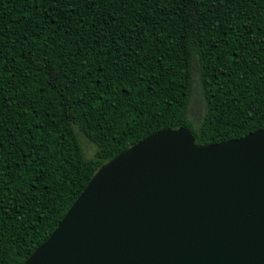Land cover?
Wrapping results in <instances>:
<instances>
[{
  "label": "trees",
  "instance_id": "1",
  "mask_svg": "<svg viewBox=\"0 0 264 264\" xmlns=\"http://www.w3.org/2000/svg\"><path fill=\"white\" fill-rule=\"evenodd\" d=\"M178 127L201 146L264 127V0H0V264Z\"/></svg>",
  "mask_w": 264,
  "mask_h": 264
},
{
  "label": "water",
  "instance_id": "2",
  "mask_svg": "<svg viewBox=\"0 0 264 264\" xmlns=\"http://www.w3.org/2000/svg\"><path fill=\"white\" fill-rule=\"evenodd\" d=\"M21 264H264V127L156 131L103 163Z\"/></svg>",
  "mask_w": 264,
  "mask_h": 264
},
{
  "label": "rangeland",
  "instance_id": "3",
  "mask_svg": "<svg viewBox=\"0 0 264 264\" xmlns=\"http://www.w3.org/2000/svg\"><path fill=\"white\" fill-rule=\"evenodd\" d=\"M85 156L88 157V156H91V153H92V149L91 148H87L86 151H85Z\"/></svg>",
  "mask_w": 264,
  "mask_h": 264
}]
</instances>
